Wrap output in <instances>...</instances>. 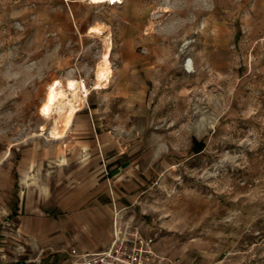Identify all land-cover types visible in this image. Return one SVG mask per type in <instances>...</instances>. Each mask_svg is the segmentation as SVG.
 Wrapping results in <instances>:
<instances>
[{"label":"rangeland","instance_id":"rangeland-1","mask_svg":"<svg viewBox=\"0 0 264 264\" xmlns=\"http://www.w3.org/2000/svg\"><path fill=\"white\" fill-rule=\"evenodd\" d=\"M100 25L112 77L97 89ZM70 80L88 95L53 140L40 107ZM121 171L137 185L126 218L158 253L264 264V0H0V256L24 249L11 194Z\"/></svg>","mask_w":264,"mask_h":264},{"label":"crops","instance_id":"crops-1","mask_svg":"<svg viewBox=\"0 0 264 264\" xmlns=\"http://www.w3.org/2000/svg\"><path fill=\"white\" fill-rule=\"evenodd\" d=\"M77 117L76 114L72 124ZM102 148L98 152L102 153ZM136 187L134 178L121 171L105 181H94L91 174L84 176L64 196L48 191L44 184L11 194L8 208L11 225L17 230L13 233L15 243L19 235L24 249L10 246L7 257L0 256V264H70L71 250L105 251L112 240L114 214L131 210Z\"/></svg>","mask_w":264,"mask_h":264},{"label":"built area","instance_id":"built-area-1","mask_svg":"<svg viewBox=\"0 0 264 264\" xmlns=\"http://www.w3.org/2000/svg\"><path fill=\"white\" fill-rule=\"evenodd\" d=\"M89 1L90 0H86ZM129 0L107 1L108 6L122 5ZM97 5V4H95ZM112 240L102 252L80 253L71 250L70 264H181L158 253L154 239L144 236L123 212L114 214Z\"/></svg>","mask_w":264,"mask_h":264},{"label":"bare ground","instance_id":"bare-ground-1","mask_svg":"<svg viewBox=\"0 0 264 264\" xmlns=\"http://www.w3.org/2000/svg\"><path fill=\"white\" fill-rule=\"evenodd\" d=\"M107 1L115 2V0H90L91 4L97 5ZM89 29L88 33L97 38L102 37L106 46L101 64L98 66L95 74L96 88L102 89V87L110 82V78L112 77V68L109 60L112 44L110 42V35L103 25L91 26ZM187 68H192L191 60L187 62ZM87 95L86 86L79 81L70 80L66 90L60 86L58 81L48 86L40 111L45 118H52L53 120V127L50 132L51 139L57 140L64 137L66 131L72 126L74 116L80 110L78 108L80 103L86 99Z\"/></svg>","mask_w":264,"mask_h":264}]
</instances>
